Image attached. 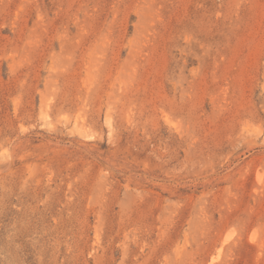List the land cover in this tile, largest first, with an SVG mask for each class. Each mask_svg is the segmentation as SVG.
<instances>
[{
  "label": "rangeland",
  "instance_id": "1",
  "mask_svg": "<svg viewBox=\"0 0 264 264\" xmlns=\"http://www.w3.org/2000/svg\"><path fill=\"white\" fill-rule=\"evenodd\" d=\"M0 264H264V0H0Z\"/></svg>",
  "mask_w": 264,
  "mask_h": 264
},
{
  "label": "bare ground",
  "instance_id": "2",
  "mask_svg": "<svg viewBox=\"0 0 264 264\" xmlns=\"http://www.w3.org/2000/svg\"><path fill=\"white\" fill-rule=\"evenodd\" d=\"M230 231H231V230H230ZM230 235H231V233H230ZM228 237H229V236H228ZM233 238H234V237H233ZM230 240H231V239H230ZM230 240H229V241H230ZM224 242L226 243L227 241H224ZM223 246H224V245H223ZM221 250H222V249H221Z\"/></svg>",
  "mask_w": 264,
  "mask_h": 264
}]
</instances>
